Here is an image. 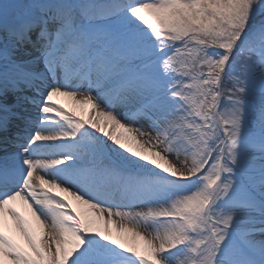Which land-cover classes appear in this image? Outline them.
Instances as JSON below:
<instances>
[{
	"label": "snow or ice",
	"instance_id": "obj_1",
	"mask_svg": "<svg viewBox=\"0 0 264 264\" xmlns=\"http://www.w3.org/2000/svg\"><path fill=\"white\" fill-rule=\"evenodd\" d=\"M0 264H264V0H0Z\"/></svg>",
	"mask_w": 264,
	"mask_h": 264
},
{
	"label": "rangeland",
	"instance_id": "obj_2",
	"mask_svg": "<svg viewBox=\"0 0 264 264\" xmlns=\"http://www.w3.org/2000/svg\"><path fill=\"white\" fill-rule=\"evenodd\" d=\"M66 102H68V101H66ZM68 103H70V102H68Z\"/></svg>",
	"mask_w": 264,
	"mask_h": 264
}]
</instances>
